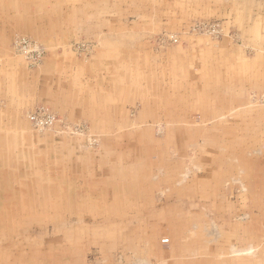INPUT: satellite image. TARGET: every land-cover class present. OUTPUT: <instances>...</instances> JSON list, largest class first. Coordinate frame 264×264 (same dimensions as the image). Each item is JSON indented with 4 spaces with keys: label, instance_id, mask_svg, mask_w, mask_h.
<instances>
[{
    "label": "rangeland",
    "instance_id": "374dc122",
    "mask_svg": "<svg viewBox=\"0 0 264 264\" xmlns=\"http://www.w3.org/2000/svg\"><path fill=\"white\" fill-rule=\"evenodd\" d=\"M0 29L29 101L0 264H264V0H0Z\"/></svg>",
    "mask_w": 264,
    "mask_h": 264
},
{
    "label": "crops",
    "instance_id": "0c3cea01",
    "mask_svg": "<svg viewBox=\"0 0 264 264\" xmlns=\"http://www.w3.org/2000/svg\"><path fill=\"white\" fill-rule=\"evenodd\" d=\"M6 4H9V3L4 2V5H6ZM5 35H6L5 31H2L0 29V54L5 53L4 47H6L8 44V39L6 38ZM49 58L52 60V58L50 56H48L44 60V62L42 63V66H41L43 71H41V72H44L45 69L47 68L46 64H50L51 60ZM6 62L7 61H4L0 64V73H1L0 74V77H1L0 78V92H1L0 93V100H2L5 104V105L0 106V134H2V133H7V134L24 133L23 130L27 129V123L24 124L25 125L24 127H20V126H18V123L16 122V120L14 121L15 125H13L12 120H13V118L17 117V115H18L17 111L19 112V110H20L19 107H15V106L17 104L22 105V104L28 103L29 101H27L28 100L27 97L25 99H22V98L16 99L15 98L16 96L14 94L12 95L11 91L7 92V85L11 84V81L10 82H8L9 80L7 81L6 76L9 75V72H7L6 67L4 65ZM17 71L18 72H14V76H17V79L22 78V80H24L26 83H28V79H30L32 77V75H30L29 72L25 71L24 69H18ZM22 84H24V83H21V85ZM46 84H48L47 81H46ZM18 85H20V83H18ZM5 86H6V88H5ZM30 87H31V85H29L27 87V89H29ZM30 91H31V89H30ZM15 110H16V112H15ZM22 122H24V121H22ZM7 147H9L8 143H3L2 141H0V149H6ZM13 159H14V157L12 155H6V158L3 161H4V163H7L9 161L12 162ZM4 165H6V164H4ZM2 180L4 182V185H6V181L8 179L4 178ZM133 184H134V182H133ZM134 189H135V187H134ZM1 196L2 197L3 196L9 197V194H7L5 192L3 193L2 191H0V197Z\"/></svg>",
    "mask_w": 264,
    "mask_h": 264
}]
</instances>
